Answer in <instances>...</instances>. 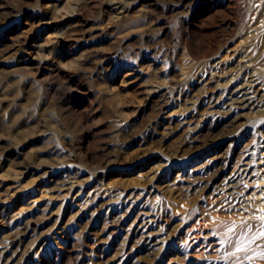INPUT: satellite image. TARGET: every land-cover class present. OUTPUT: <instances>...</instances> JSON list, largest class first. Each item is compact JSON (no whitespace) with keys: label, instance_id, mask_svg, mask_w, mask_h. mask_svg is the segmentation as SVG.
I'll use <instances>...</instances> for the list:
<instances>
[{"label":"rangeland","instance_id":"374dc122","mask_svg":"<svg viewBox=\"0 0 264 264\" xmlns=\"http://www.w3.org/2000/svg\"><path fill=\"white\" fill-rule=\"evenodd\" d=\"M242 1L0 0V264H207L186 237L214 215L219 258L264 259V1ZM248 148L249 204L217 206Z\"/></svg>","mask_w":264,"mask_h":264},{"label":"bare ground","instance_id":"6f19581e","mask_svg":"<svg viewBox=\"0 0 264 264\" xmlns=\"http://www.w3.org/2000/svg\"><path fill=\"white\" fill-rule=\"evenodd\" d=\"M261 3H263V2H261ZM242 4H243L242 0H229L228 6L230 7L231 11L235 12V11H241L242 10V8H243ZM128 9L129 8L127 7L126 10H124V11H128ZM182 44H183L182 46H183L184 49H187L188 47H191L190 46L191 45V39L190 38H184L183 41H182ZM239 61L241 62V66L242 67L243 66L246 67V63L244 64L242 62V60H239ZM244 88H246V92L242 91ZM249 88H250V86L247 87L245 84H243L240 87V89L234 90L233 92H229L230 95H229L228 98L231 99V101H233V103L237 102V105H238L237 107H243L245 105L247 106V105H249V103H251L253 101L251 99L253 97V95L252 96H247L249 94ZM263 94H262V98H261V103L259 104V107H260L259 109L261 110L262 114L264 115V97H263ZM247 100H249V101L246 102ZM256 137H257V134L256 133H252L251 136H250V140L252 141L253 139H256ZM211 141L213 142V139H211L209 141H206L204 143V146H207V147L213 146L214 144H211ZM262 141L263 140H261L260 143H262ZM248 143H249V141H248ZM260 143H259V141L257 143H255L254 144L255 148H257ZM258 153H259V150H257V151L255 150V151L250 152V149L248 148L247 152L241 154V158L239 157L240 159H237V160H239V162L235 164V166L231 170L230 174L225 177V179H228V180L226 182H224V183H221V184H223L221 187H220L221 184L219 185V187H220L219 191L220 192H218L217 195H215L216 196L215 197V201L218 203L217 206L219 204H221V205H224V206H227V207H230V206H233V207L235 206L236 208H238V207H241V208L247 207V205L249 204V201H248V197L249 196H246V193H244V187H245L246 184L252 183L255 180V179H251L252 176L256 175L260 171V163H261V161L260 160L257 161L258 157H256V155ZM262 155H264V153ZM212 201H214V199ZM233 207H232V209L234 210L235 207L234 208ZM221 208H222V206H221ZM221 208H220V210H221ZM213 218L215 219V222L212 224L213 227H214V232L215 233H220L221 234L220 237L212 239L213 234H212L211 231H210L211 233L209 232V233L204 234V237H203L202 236L203 234L201 233V231L199 232V230L198 231L195 230L196 229V224H195L196 222H195L194 224L191 225V228H190L191 232L189 231L187 233V237L186 238L189 239V241H188L189 243L187 244V247H186V249H187L186 256H188L191 259H194L193 261L198 262V260L201 259V256L206 255V256L209 257L208 261H207V264H228L224 260V258L223 259L219 258L218 253L220 254V252L222 250H225L224 249L225 246L228 245V243H221V240H228V238L230 237L229 236V232H228V228L231 227V226H235L236 222H233L232 220H231L232 222H229L230 219H228L227 216L224 217L222 215L221 216L220 215H214ZM234 221H235V219H234ZM243 221H245V220L243 219ZM143 223L144 224L140 225V228H141L140 230H142L143 233L145 232L144 234H146V231L148 230L147 229L148 225L145 222H143ZM144 234H143V236H144ZM152 234L153 233L151 232L148 235L152 236ZM237 234H241V233H237ZM152 240H154L153 237H152ZM150 242H151V240H150ZM184 242H186V240ZM233 249H234V247H233ZM226 251H227V249H226ZM232 251H234V250H232ZM233 255H231V256H233ZM236 257H237V255H236ZM241 261H243V260H241ZM239 264H240V262H239ZM243 264H264V259H260V258H258L257 260L249 259V260H245L243 262Z\"/></svg>","mask_w":264,"mask_h":264},{"label":"snow or ice","instance_id":"6c2138e0","mask_svg":"<svg viewBox=\"0 0 264 264\" xmlns=\"http://www.w3.org/2000/svg\"><path fill=\"white\" fill-rule=\"evenodd\" d=\"M241 228H242V232H241V235H247V232L248 231H251V228L252 226L251 225H246L242 222V225H241ZM228 232L229 233H235V226H231L228 228ZM260 236H264V225H262V230L260 231L259 233ZM257 239V236L256 235H253L251 237V240H255ZM221 243H232L231 241V237L228 238V240H221ZM242 241L241 240H237V247H236V251L239 252V251H242Z\"/></svg>","mask_w":264,"mask_h":264}]
</instances>
